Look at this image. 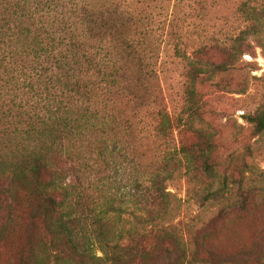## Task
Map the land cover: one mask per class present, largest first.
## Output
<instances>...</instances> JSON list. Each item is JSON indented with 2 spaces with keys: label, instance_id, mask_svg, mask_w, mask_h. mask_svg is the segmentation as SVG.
Masks as SVG:
<instances>
[{
  "label": "trees",
  "instance_id": "obj_1",
  "mask_svg": "<svg viewBox=\"0 0 264 264\" xmlns=\"http://www.w3.org/2000/svg\"><path fill=\"white\" fill-rule=\"evenodd\" d=\"M171 1L0 0V124L15 115L27 125L26 145L0 162L6 264H264V211L244 190L264 104L244 110L227 141L232 114L220 102L249 96L241 64L264 10L242 3L239 28L221 39L197 24L205 0H176L198 14L173 10L165 28ZM177 65L182 78L171 83ZM94 159L133 189L119 196L106 180L93 184ZM182 165L188 182L200 173L212 182L204 202L253 207L244 219L259 222L249 225L261 236L254 249L228 253L241 225H226L228 213L187 237L175 231L170 187Z\"/></svg>",
  "mask_w": 264,
  "mask_h": 264
},
{
  "label": "rangeland",
  "instance_id": "obj_2",
  "mask_svg": "<svg viewBox=\"0 0 264 264\" xmlns=\"http://www.w3.org/2000/svg\"><path fill=\"white\" fill-rule=\"evenodd\" d=\"M194 2H192V7L187 1L178 4L176 0H172L171 3L164 5L166 7V12L163 14L164 18L162 21H165L166 23L165 28H169L170 26L173 10L175 11L177 9L176 11L185 12L186 15L190 16L198 14L199 9H197V4ZM242 3H248L257 9L264 10V0H205V9L201 11L205 16V20L197 24L204 29L203 33L208 32V34L223 39L227 34L231 35L239 28L241 22L240 17L242 15V13H240V6ZM161 24L163 25V22ZM191 30H193V28H191ZM249 42L256 46V49L253 54L245 55L241 64L242 72L245 78L248 79L249 83L247 94L249 96H245L247 101L241 103L238 102L237 104L234 99L240 100L245 98L244 96L242 97L237 94H229L227 95L228 97L225 96L224 99L220 100L225 108L228 106L230 107V114H232V117L226 118L223 121V125L227 127L225 130V135L228 139L227 141H233V128H235L236 125H245L241 118L243 111L252 110L259 105L264 104V32L250 39ZM173 67L174 66H171V71L169 73V82L171 83H175L177 79L182 78L180 77L182 66L177 65L175 68ZM235 80L238 79L235 78ZM217 97L219 96L214 98ZM220 102L212 101L211 105L214 103L217 105ZM221 109L222 108L218 107L219 111ZM128 115L130 117V111L128 112ZM21 123L23 124V127H21ZM16 128L18 132L15 131ZM26 129V121L22 120V122H20L15 115H12L9 119H5L4 124H0V143L4 142L6 138L10 143L9 147L6 148L7 150L0 147V162L11 161V159H13V151L15 150L16 144L21 143L23 147L26 145L24 141V132ZM17 133H22V135H18ZM252 149L253 157L250 158L251 171L247 173L246 178L244 179V190L250 198H254L257 201L259 208L264 211V135L252 141ZM93 157H95V155ZM119 162L121 161H118V163ZM91 164L93 166L96 165L93 167L94 170L91 173L93 184L101 179L106 180L107 183L112 184V187L115 188V191L118 192L117 194L119 196L122 193H128V191L133 189V186L129 185L125 175H121L119 172V175L116 176V173L113 172L116 168L115 165L112 164L110 167L103 165L100 167L95 159L91 160ZM179 170L180 171L175 174L177 177L176 181L173 186L170 187V191L177 196L176 204L178 207L175 215L176 218L171 223L172 227L175 228V231L187 237L189 236V230L191 229H200L203 225L210 222H216L217 225H221L222 222L225 223L220 215L228 213L229 219L226 225L231 227V221H236V223L241 224L238 227L240 229L239 241L235 244L231 242L232 247L227 250L228 253H232V251H236L237 253L239 251L241 252L242 248L244 249L248 246L251 247V250L254 249L257 246L258 241L261 240V236L257 235V231L251 233L249 225L255 228L259 225V222L253 221L252 218L244 219V217L251 214V209H253V207H248L243 211L238 205L235 206L232 199L221 205H210V203L203 201V197L206 195L207 189L212 183L209 178L203 173H200L198 176H192L190 182H188V177L185 175L186 168H184V165L180 166ZM96 192L98 191H93V193L97 195ZM236 192L237 188H234V193ZM5 204L6 201L2 196V202L0 204V225L6 220L7 209ZM131 212V209L127 210L125 217H133ZM247 220L251 221L247 223ZM253 234H256L257 236H253ZM93 252L97 258L102 257V254L98 251L97 247L94 248ZM7 259L9 260L8 257L5 258L0 252V264H6ZM252 264L255 263L252 262Z\"/></svg>",
  "mask_w": 264,
  "mask_h": 264
}]
</instances>
